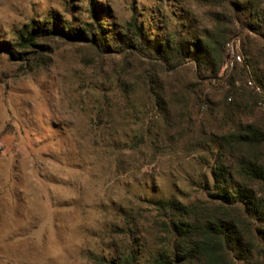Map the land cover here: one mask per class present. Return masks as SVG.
Here are the masks:
<instances>
[{
  "label": "rangeland",
  "instance_id": "obj_1",
  "mask_svg": "<svg viewBox=\"0 0 264 264\" xmlns=\"http://www.w3.org/2000/svg\"><path fill=\"white\" fill-rule=\"evenodd\" d=\"M91 1L112 32L135 8L151 36L232 33L228 42L240 39L242 62L204 82L192 64L156 72L58 40L45 43L51 53L43 60L18 61L5 51L22 27L48 16L90 23ZM220 3L0 0V264H95L116 249L143 252L164 242L147 202L213 203L212 170L223 161L237 170L241 155L224 154L222 138L244 126L264 131L259 97L247 85L264 78V49L240 24L227 23ZM152 73L165 114L145 86ZM253 189L264 196L261 186Z\"/></svg>",
  "mask_w": 264,
  "mask_h": 264
},
{
  "label": "trees",
  "instance_id": "obj_2",
  "mask_svg": "<svg viewBox=\"0 0 264 264\" xmlns=\"http://www.w3.org/2000/svg\"><path fill=\"white\" fill-rule=\"evenodd\" d=\"M218 5L230 12L227 23L240 24L257 39L251 41H259L264 49V0H223ZM102 13L91 1L90 23L77 27L56 15L42 24L30 22L16 33L13 43L4 44L5 51L18 61L26 57L43 60L51 53L45 43L58 40L89 47L102 56L122 57L126 63L136 59L155 67L156 72L192 64L195 78L204 82L216 79L226 63L225 45L232 33L199 35L175 29L151 36L138 22L135 8L129 20L112 32L99 19ZM244 75L240 72L241 79ZM149 76L145 86L165 114L162 85L155 73ZM258 85L264 91V78ZM220 149L224 154L241 155L234 158L237 170L225 161L212 170V204L197 208L169 200L147 202L157 214L154 227L164 242L143 252L116 249L112 257L95 259V264H264V196L253 189L256 185L264 188V131L244 126L223 137ZM245 150L250 156L244 155Z\"/></svg>",
  "mask_w": 264,
  "mask_h": 264
},
{
  "label": "built area",
  "instance_id": "obj_3",
  "mask_svg": "<svg viewBox=\"0 0 264 264\" xmlns=\"http://www.w3.org/2000/svg\"><path fill=\"white\" fill-rule=\"evenodd\" d=\"M227 59L222 72H231L234 67L242 62V53H241V41L239 38H233L226 44ZM247 85L251 87L254 92L258 95L259 100L257 106L264 113V91L261 87L255 84L253 81H248Z\"/></svg>",
  "mask_w": 264,
  "mask_h": 264
}]
</instances>
